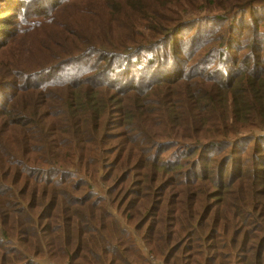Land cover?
<instances>
[{
	"label": "trees",
	"instance_id": "1",
	"mask_svg": "<svg viewBox=\"0 0 264 264\" xmlns=\"http://www.w3.org/2000/svg\"><path fill=\"white\" fill-rule=\"evenodd\" d=\"M71 1L59 0L51 17L34 14L16 34L13 17L0 15V66L15 79L0 85V264H36L29 255L54 264H264V14L256 12L264 0H157L156 8L136 1L139 15L119 18L110 3L116 22L141 19L145 34L115 43L114 31L125 30L107 23L102 34L81 24L82 32L69 31L75 36L58 65L47 63L25 84L27 70L10 45L37 25L59 34L55 14ZM30 3L0 0V14ZM160 9L180 16L156 21ZM249 10L240 32L227 23ZM86 16L78 10L68 18ZM203 21H215L205 29L210 36L185 33ZM134 65L141 76L125 80ZM114 76L132 85L121 88ZM145 89L173 98L174 133L153 125L145 132L134 119L131 109L151 123L156 95ZM134 96L136 108L126 107ZM112 114L124 116L114 143L103 134ZM241 152L248 159L240 175L227 176ZM100 223L110 254L91 263L71 253Z\"/></svg>",
	"mask_w": 264,
	"mask_h": 264
},
{
	"label": "rangeland",
	"instance_id": "2",
	"mask_svg": "<svg viewBox=\"0 0 264 264\" xmlns=\"http://www.w3.org/2000/svg\"><path fill=\"white\" fill-rule=\"evenodd\" d=\"M29 1V0H27ZM47 1V5L45 3ZM136 1H141L143 5L149 6L151 8H156L157 6L152 4L154 1L157 0H72L70 3H66L65 8L59 12L58 14H55L56 18L58 20L56 22L61 23V32L59 34H54L50 31V28L47 30H43L40 28L39 25L35 26L36 30H34L31 34H27L26 30L21 32L20 38L15 40L10 46L14 47V53L17 56V59H19L20 64H23V67L27 70V73L23 74L25 84H27V81L33 74L39 70H41L47 63H50L51 66L49 67H56L58 65V59L62 55L63 50L69 49V39L70 37H74L75 35H71L69 33L70 30H75L77 32H82L81 24L86 28H94L98 27L100 32L104 33V27L107 23L114 24V29L116 27H119L125 31L119 32L118 34L114 31V40L116 39L115 43L121 42L122 40H125L126 38H131L127 43H132V40H134V37H141L145 34V30L142 27L139 26V23L143 20L138 19L136 22L132 25V20H124L120 22L117 18H114L113 14L117 15L119 18L120 14H122L124 11L130 12L135 15H139L138 13H135L133 10V3ZM59 0H31L30 5L26 7H22L21 10L18 11H11V9H7V13L0 14L1 17L6 16H12L13 21L16 26L11 27L9 31L12 34H16L20 32V25L22 27H26L27 24L31 23L33 20L34 14H40V19H43L44 17H51L56 11L59 9ZM110 3L114 6V12L112 14ZM263 5V4H262ZM2 9H6L5 6H1ZM48 9V10H47ZM78 10L88 12V16L83 18L81 21L79 18H75L73 20H69V15H73L74 13H77ZM258 15L264 14V5L257 6L256 10ZM252 10H249L247 13L245 12H238L232 15L230 19H227V23H234L238 27V32H240L243 28H241L243 25L244 19H252L251 16ZM178 15L174 11H168L160 9L156 11V21H161L163 19H170L174 22L178 20ZM103 17V18H102ZM141 17H147L145 15H142ZM225 20V19H224ZM215 21H203L199 24L192 23L188 28L185 30V33L188 35H192L196 32L194 36L197 37H207L210 36V34L207 33L208 30H213V26H211ZM220 22L217 21V25ZM205 24V25H204ZM31 25V24H30ZM201 25L204 27L202 30L198 31V26ZM212 28V29H211ZM208 29V30H205ZM66 38V40L63 39ZM186 38V37H185ZM197 41H200L197 39ZM190 43L191 45L188 46V51L191 52L193 50L192 41H188L187 44ZM134 47V45H133ZM166 46H163L161 48H165ZM182 47V45L180 46ZM0 61H3V55L0 54ZM137 65H134L131 70L127 69V71L124 73L125 80L130 79V75L136 74V76L140 77L139 71L137 72ZM9 70H5L0 66V85L4 82L8 81L10 78ZM111 73V72H110ZM114 75V73H111ZM51 74H46L44 77L41 78H34V82H38L39 80H47L49 77H51ZM115 78V84L121 85V88H126L128 86H131L132 84L127 81L125 84H120L117 81L116 76ZM15 80L14 78H10L8 82L12 83V81ZM104 84H97V87L103 86ZM145 91H152L154 95V99L152 103H155L157 106H151L150 104V114L147 116L151 123L143 118V120H139L138 115L141 114L140 112H136L134 109H131L134 111V119H137V122L140 126V128L145 132L154 131L155 132H161L163 135H168L171 133H174L176 131V127L178 125V122H180V117L178 112L168 104V101L170 99H173L172 97H167L164 95H157L159 92L157 90H149L145 89ZM3 90H1V93ZM107 97V96H106ZM109 97V96H108ZM111 97V96H110ZM117 100L123 99V96L121 94H117V96L114 95ZM135 96L130 100L127 101L126 107H132L136 108V105L134 104ZM3 97L0 96V100H2ZM46 96H44L40 101H45ZM105 101L111 102V99L109 98H103ZM113 103V102H111ZM167 109V110H166ZM168 111V112H167ZM193 116L194 113H191ZM152 117H155L154 119L158 121H163V126L161 128L157 127V124L153 121ZM124 116H121L119 114H112L110 116H107L106 118V124L103 134L110 137L111 140L110 143H114V138L118 137V132L120 131V123ZM133 119V120H134ZM153 125V127H152ZM150 130V131H149ZM173 149H176V146L172 147ZM109 152H111V149H108ZM101 150L97 149L96 154L100 153ZM171 159L174 157V153L171 154ZM166 161H172L169 160L167 157L164 158ZM248 159V156H244L242 152L237 156L236 162L233 165V167H229L226 175H230L231 171H233V175H240L238 171V166L242 163H245ZM24 184L22 183L21 186ZM101 192V191H100ZM85 199V198H84ZM175 201L178 200V195L174 198ZM110 215L113 216L114 212H110ZM91 216L95 218L98 221H102L99 219V217L96 214L91 213ZM99 229H96L94 226H91L89 229L84 230V234L94 235L91 236L90 240L88 241H81L80 237L76 238L75 246L71 250V253H81L83 256L93 262H99L104 257L108 256L110 254V246H111V235L110 232H108V228L102 226V224H99ZM97 245L99 248H97ZM30 258L35 262L36 264H54L50 262V258L40 257V256H33L29 255ZM49 259V260H48ZM29 262V261H28Z\"/></svg>",
	"mask_w": 264,
	"mask_h": 264
}]
</instances>
